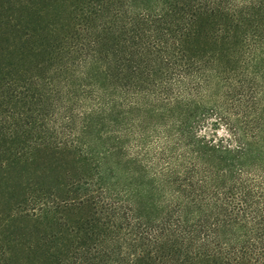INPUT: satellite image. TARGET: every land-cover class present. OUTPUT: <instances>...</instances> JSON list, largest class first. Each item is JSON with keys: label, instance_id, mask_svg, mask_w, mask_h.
Instances as JSON below:
<instances>
[{"label": "trees", "instance_id": "obj_1", "mask_svg": "<svg viewBox=\"0 0 264 264\" xmlns=\"http://www.w3.org/2000/svg\"><path fill=\"white\" fill-rule=\"evenodd\" d=\"M0 264H264V0H0Z\"/></svg>", "mask_w": 264, "mask_h": 264}]
</instances>
